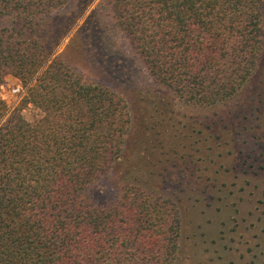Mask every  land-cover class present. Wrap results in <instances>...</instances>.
I'll return each instance as SVG.
<instances>
[{"label": "trees", "instance_id": "16d2710c", "mask_svg": "<svg viewBox=\"0 0 264 264\" xmlns=\"http://www.w3.org/2000/svg\"><path fill=\"white\" fill-rule=\"evenodd\" d=\"M69 1L0 0V86L10 73L26 87L16 105L0 96V264H173L177 207L141 184L143 158L128 164L127 100L61 54L50 58V21ZM103 1L148 73L178 99L236 98L206 127L209 149L227 145L213 132L231 131L240 111L264 116V0ZM161 109L160 124L174 116ZM117 168V195L100 203L93 183Z\"/></svg>", "mask_w": 264, "mask_h": 264}, {"label": "rangeland", "instance_id": "374dc122", "mask_svg": "<svg viewBox=\"0 0 264 264\" xmlns=\"http://www.w3.org/2000/svg\"><path fill=\"white\" fill-rule=\"evenodd\" d=\"M50 24V41L57 42L50 58L61 54L86 80L127 100L128 164L143 158L141 184L177 207L180 233L173 264H264V116L258 119L250 108L240 111L231 131L213 132L227 145L209 149L214 138H208L206 127L236 98L214 106L178 99L148 73L103 0H70ZM25 91L16 76L5 74L0 96L9 106L18 104ZM161 104L163 115L174 114L162 124L155 112ZM24 113L31 118L30 106ZM181 123L185 129H176ZM120 182L118 168L99 177L92 186L100 192L99 202L112 201Z\"/></svg>", "mask_w": 264, "mask_h": 264}]
</instances>
